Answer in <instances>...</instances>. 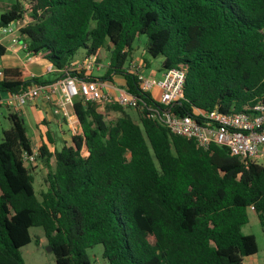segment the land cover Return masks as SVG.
Returning <instances> with one entry per match:
<instances>
[{"label": "trees", "instance_id": "1", "mask_svg": "<svg viewBox=\"0 0 264 264\" xmlns=\"http://www.w3.org/2000/svg\"><path fill=\"white\" fill-rule=\"evenodd\" d=\"M11 23L20 26L26 52L56 71L79 49L98 60L106 51L101 79H125L139 99V121L115 103L120 115L107 122L96 103L77 97L80 129L70 144L51 149L48 131L39 148L37 160L48 168L40 199L24 162L33 151L27 127L9 114L0 142V264H25L21 249L31 243V228L44 231L56 264H91L87 249L96 245L109 264H244L258 253L256 238L241 230L252 208L264 234V165L222 146L198 148L152 118L150 108L237 114L264 102V0H18L0 18L2 27ZM143 35L148 53L163 58L162 71L185 70L183 100L158 104L128 71ZM54 81L6 69L0 108L3 95Z\"/></svg>", "mask_w": 264, "mask_h": 264}, {"label": "built area", "instance_id": "2", "mask_svg": "<svg viewBox=\"0 0 264 264\" xmlns=\"http://www.w3.org/2000/svg\"><path fill=\"white\" fill-rule=\"evenodd\" d=\"M9 25L1 27V31L18 35L20 27L18 23L16 31L9 30ZM17 38L15 36L13 42H17ZM23 48L27 51L26 44H23ZM27 55L31 56L28 52ZM108 68L109 66H103L96 56H87L82 60L70 62L62 70L65 77L54 82L35 83L18 94H7L1 103L4 107L16 111L27 105H36L42 100L52 107L54 116L66 119L70 130L76 133L80 128L73 110L77 97L97 105L116 103L133 109L139 106V99L128 92L125 86L117 87L113 82L101 79ZM100 71H103L100 76L94 74ZM128 71L138 75L140 89L149 93L158 104L170 106L183 100L185 70L173 68L165 71L160 78H145L138 68L133 71L129 68ZM2 76L3 72L0 71V78ZM91 76L98 78L87 79ZM153 90L160 92L157 100L151 94ZM150 112V116L172 134L194 140L198 148L209 150L212 145L222 146L242 162L250 161L264 165V102H259L246 112L237 114L223 113L217 107L210 111L195 109L193 116H179L169 110L156 108H150ZM39 148L34 147L31 155H24L25 164H35L38 161Z\"/></svg>", "mask_w": 264, "mask_h": 264}, {"label": "rangeland", "instance_id": "3", "mask_svg": "<svg viewBox=\"0 0 264 264\" xmlns=\"http://www.w3.org/2000/svg\"><path fill=\"white\" fill-rule=\"evenodd\" d=\"M8 3H15L17 0H4ZM18 25L17 23H13L9 25V30L16 31ZM85 51L83 49H79L74 60L79 61L84 56ZM133 58L137 61L131 60L130 63H127V67L133 71L134 69L142 68L144 67L143 71H141V74L145 78H153V76H159L161 73L162 68V57L153 58L147 51V37L145 35L141 36L139 39H137L134 43V51H133ZM138 60H142L146 62V66L140 62L138 63ZM99 62L105 66L108 67L110 64L108 53L105 51L101 54ZM39 65H32L33 71L40 72ZM103 73V71L95 72L97 76H100ZM48 75H44L46 78ZM115 85L116 81L114 79L111 80ZM3 98H5V95H3ZM115 103H99V109L104 113L105 119L107 122L115 120L120 113L114 111L111 109V105ZM9 111L13 112V109L7 108ZM6 108H0V142L2 141V131L4 129H8L11 127V123L9 121V112ZM125 112L135 121H139L138 113L136 109L124 107ZM24 120V117H22ZM51 122L47 121V126H50ZM26 126H28L26 124ZM78 129V126L76 130ZM80 129V128H79ZM29 135L31 134L30 129L27 127ZM51 132H52V139L55 143V146L53 147L60 149L64 144H70L71 141V134L72 131L68 129V127L63 124V126L60 128V126H51ZM41 144L37 147H40ZM83 154L86 156L88 152L86 149H84ZM54 165V164H53ZM27 168L31 171L34 177V186L36 193L38 197L41 199L42 194L47 189V173L48 168L43 165L40 161H37L35 164H26ZM248 217L249 222L248 224L244 225L242 227V233L245 235H253L256 238L257 244H258V254L255 257L258 261L257 264H264V234L263 229L260 224V221L258 219L257 214L255 211L251 208L248 209ZM30 235H31V243L24 246L21 249V253L24 259L25 264H56V257L52 251H49L48 247V240L44 234V231L41 228H31L30 229ZM87 256L91 264H109L108 261L103 257V246L102 245H96L93 248L87 249ZM255 258L251 259V262ZM247 262H250L247 260Z\"/></svg>", "mask_w": 264, "mask_h": 264}, {"label": "crops", "instance_id": "4", "mask_svg": "<svg viewBox=\"0 0 264 264\" xmlns=\"http://www.w3.org/2000/svg\"><path fill=\"white\" fill-rule=\"evenodd\" d=\"M18 1V0H17ZM16 1V2H17ZM15 2V3H16ZM14 3H8L4 0H0V18L6 8ZM0 24V46L3 48V52L0 53V71L4 72L6 69H17L21 72L22 78L27 80L31 78H40L44 80H56L60 77L61 72L52 69L51 64L41 57H32L28 56L26 50L23 48V42L20 41L18 35L7 34L1 31ZM17 36V42H13V38ZM85 57L83 56L82 59ZM81 59V60H82ZM75 61V60H72ZM137 61L133 58V62ZM142 62L145 66L147 65L144 61L138 60V63ZM32 65H39L40 72L33 71ZM144 67H142L143 71ZM165 71H161L159 76H153V78H160L164 74ZM44 75H48L46 78ZM1 79V78H0ZM116 81L117 87L125 86V79L122 76H115L113 78ZM152 96L157 100L159 97V90H153L151 93ZM7 94H5L6 97ZM6 108V107H2ZM7 109V108H6ZM8 110V109H7ZM9 113H12L8 110ZM13 112H17L18 115L22 118L24 117V123L27 124L31 134L28 136L32 141V146L37 147L40 144L47 143L46 133L51 131V126H60V128L65 124L70 130V126L67 123L66 119L62 117H56L52 114V107L46 102L40 100L36 105H27L22 107L19 110H13ZM47 121L51 122L50 126H47ZM1 123V119H0ZM9 129V128H8ZM6 130V129H4ZM28 131V130H27ZM73 133V132H72ZM258 254V253H257ZM257 254L253 256L246 257L244 260V264H257L258 261L255 258ZM255 258L253 262L251 259ZM250 262L248 263L247 260Z\"/></svg>", "mask_w": 264, "mask_h": 264}, {"label": "water", "instance_id": "5", "mask_svg": "<svg viewBox=\"0 0 264 264\" xmlns=\"http://www.w3.org/2000/svg\"><path fill=\"white\" fill-rule=\"evenodd\" d=\"M48 249H49V251H52V247L51 246H49Z\"/></svg>", "mask_w": 264, "mask_h": 264}]
</instances>
